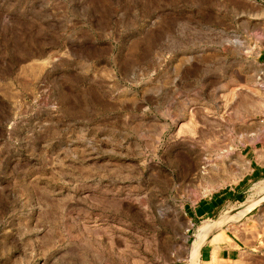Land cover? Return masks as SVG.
Instances as JSON below:
<instances>
[{
  "label": "rangeland",
  "instance_id": "obj_1",
  "mask_svg": "<svg viewBox=\"0 0 264 264\" xmlns=\"http://www.w3.org/2000/svg\"><path fill=\"white\" fill-rule=\"evenodd\" d=\"M257 165L264 0H0V264H194L198 233L262 213Z\"/></svg>",
  "mask_w": 264,
  "mask_h": 264
},
{
  "label": "crops",
  "instance_id": "obj_2",
  "mask_svg": "<svg viewBox=\"0 0 264 264\" xmlns=\"http://www.w3.org/2000/svg\"><path fill=\"white\" fill-rule=\"evenodd\" d=\"M263 174L264 165L253 166L239 181L245 180L248 183L255 178H261ZM243 189L244 186L238 183L234 188H228L219 195L200 201L193 208L188 209L187 215L195 218H210L222 215L223 207L229 203L237 202L244 192ZM254 209L255 207L247 211L237 222H240V224L244 222L243 220L248 222V217L254 214L264 216V209L262 213H253ZM237 222L234 225L223 224L221 227L211 231L207 240L200 246V264H257L255 241L251 240L248 242V239L239 238L235 234L237 230L235 224Z\"/></svg>",
  "mask_w": 264,
  "mask_h": 264
},
{
  "label": "bare ground",
  "instance_id": "obj_3",
  "mask_svg": "<svg viewBox=\"0 0 264 264\" xmlns=\"http://www.w3.org/2000/svg\"><path fill=\"white\" fill-rule=\"evenodd\" d=\"M256 21H258L257 19H256ZM260 21V20H259ZM256 26H258V22L255 24ZM249 27V26H248ZM228 78V77H227ZM226 81V80H225ZM218 82V81H217ZM243 86V85H242ZM241 85L239 86H237V87H235V88H232L233 89V91H232V93L233 94H235V95H239L240 93H242V91L244 90V88L242 87ZM234 87V86H233ZM252 89V88H251ZM248 90V89H247ZM245 93V92H244ZM253 93V92H252ZM224 94V93H223ZM232 94V95H233ZM227 95V94H226ZM235 95H234V97H235ZM248 95V94H247ZM228 96V95H227ZM242 96V95H241ZM228 102V101H227ZM224 106V105H223ZM226 106H228V105H226ZM246 109V108H245ZM227 109L225 108V111H226ZM237 110V109H236ZM228 111V110H227ZM238 112H241L240 110L238 111ZM238 112H236V113H238ZM246 113V112H245ZM191 114V113H190ZM239 114V113H238ZM192 115V114H191ZM190 115V116H191ZM237 115V114H236ZM189 116V117H190ZM192 117V116H191ZM190 117V118H191ZM239 117H240V115H239ZM190 118H189V120H190ZM193 119V118H192ZM190 122V121H189ZM188 122V123H189ZM191 122H192V120H191ZM190 124V123H189ZM227 155H230V154H227ZM226 156V155H225ZM227 157V156H226ZM226 157H225V159H226ZM214 158V157H213ZM213 158H211V159H213ZM217 158V157H216ZM211 159H209V162L207 163L208 165L206 166V169L208 168L209 170H218L219 168H218V166H217V168L215 167V164H218L220 161L222 162V161H224L225 162V159L224 160H220L219 161V159L217 160V161H219V162H217V163H215L214 161H212ZM215 159V158H214ZM227 160V159H226ZM212 161V162H211ZM221 165H219V166H223L224 167V164H222V163H220ZM203 172V171H202ZM201 172V173H202ZM206 174V173H205ZM208 224V223H207ZM205 225V224H204ZM210 225V224H209ZM214 226H208V227H206L201 233H198L196 236H195V240L193 241V243H192V245H191V248H192V260H193V262H194V264H197L198 263V260H199V249H200V246L204 243V241H205V239H206V237L208 236V234L211 232V231H213L214 230ZM200 231V230H199ZM198 231V232H199ZM218 240V239H217Z\"/></svg>",
  "mask_w": 264,
  "mask_h": 264
}]
</instances>
